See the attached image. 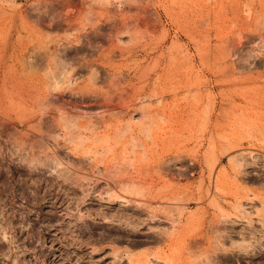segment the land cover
<instances>
[{
    "label": "rangeland",
    "instance_id": "rangeland-1",
    "mask_svg": "<svg viewBox=\"0 0 264 264\" xmlns=\"http://www.w3.org/2000/svg\"><path fill=\"white\" fill-rule=\"evenodd\" d=\"M0 264H264V0H0Z\"/></svg>",
    "mask_w": 264,
    "mask_h": 264
}]
</instances>
